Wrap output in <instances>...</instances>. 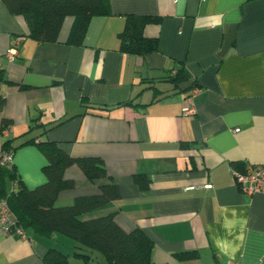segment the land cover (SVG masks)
<instances>
[{
    "label": "crops",
    "instance_id": "obj_1",
    "mask_svg": "<svg viewBox=\"0 0 264 264\" xmlns=\"http://www.w3.org/2000/svg\"><path fill=\"white\" fill-rule=\"evenodd\" d=\"M104 1L108 13L92 16L74 45L73 16L57 41L40 42L0 0V148L12 147L17 179L27 188L45 180L40 140L72 157L97 156L120 197L83 218L114 212L124 230L141 229L156 264H264V191L246 194L233 178L235 166L264 164V0ZM132 15L158 18L142 29L156 50L123 49ZM179 69L175 86L166 76ZM188 97L194 112L184 114ZM63 174L74 187L56 205L98 192L76 164ZM6 181L1 193L12 188ZM50 249L67 264H106L61 233L31 230L0 237V264H45Z\"/></svg>",
    "mask_w": 264,
    "mask_h": 264
},
{
    "label": "trees",
    "instance_id": "obj_2",
    "mask_svg": "<svg viewBox=\"0 0 264 264\" xmlns=\"http://www.w3.org/2000/svg\"><path fill=\"white\" fill-rule=\"evenodd\" d=\"M12 14L22 15L28 26L27 35L40 42H55L67 16L74 17L70 43L82 45L86 29L92 16L108 13L104 0H1ZM156 16H128L124 30L120 33L123 49L143 55L156 50L153 37L144 36L142 29L146 23L155 22ZM0 70V81L2 78ZM176 86L184 80L182 70L166 76ZM193 87V85H192ZM5 97L0 93V112L5 105ZM9 120L2 118L1 129L8 126ZM46 157L42 167L45 180L32 188H27L17 179L10 167L0 161V183L7 179L14 185L9 192L3 191L16 217V224L27 233L33 231L42 236L61 233L78 242L80 246L100 251L106 264H156L152 260L153 242L141 229L124 230L115 220L114 212L83 218L85 214L109 207L120 197L117 183L108 176L104 162L97 156L72 157L55 142H38ZM182 145L187 146L186 142ZM2 153L9 154L13 160L12 147L4 142ZM1 160V157H0ZM76 164L91 181H98V192L90 196L77 197L71 204L58 206L56 201L61 191L72 189L74 182L64 178V169ZM241 172L244 165L235 166ZM147 185H144L146 187ZM75 254L89 261L90 255L76 250ZM45 264H67V255L50 249L44 256Z\"/></svg>",
    "mask_w": 264,
    "mask_h": 264
},
{
    "label": "built area",
    "instance_id": "obj_3",
    "mask_svg": "<svg viewBox=\"0 0 264 264\" xmlns=\"http://www.w3.org/2000/svg\"><path fill=\"white\" fill-rule=\"evenodd\" d=\"M18 42L19 41H17V43ZM15 44L12 45L6 53L9 60H12L16 56L17 49ZM182 112L184 114H191L194 112V105L189 97L185 101ZM0 157L2 165L10 167L12 164V157L1 151ZM244 167V171L242 172H233L234 182L238 183L242 191L249 195L264 191V164L246 163ZM13 185L14 183H12V186ZM205 187L210 188L211 184L208 183ZM1 236H15L21 239L27 238L25 230L16 224V217L5 197L0 198V237Z\"/></svg>",
    "mask_w": 264,
    "mask_h": 264
},
{
    "label": "rangeland",
    "instance_id": "obj_4",
    "mask_svg": "<svg viewBox=\"0 0 264 264\" xmlns=\"http://www.w3.org/2000/svg\"><path fill=\"white\" fill-rule=\"evenodd\" d=\"M10 183L6 181V189L8 190Z\"/></svg>",
    "mask_w": 264,
    "mask_h": 264
},
{
    "label": "water",
    "instance_id": "obj_5",
    "mask_svg": "<svg viewBox=\"0 0 264 264\" xmlns=\"http://www.w3.org/2000/svg\"><path fill=\"white\" fill-rule=\"evenodd\" d=\"M1 191H2V187H1V184H0V193H1Z\"/></svg>",
    "mask_w": 264,
    "mask_h": 264
}]
</instances>
